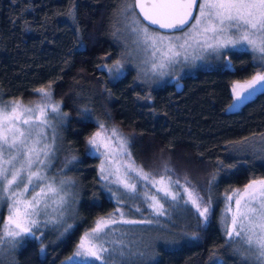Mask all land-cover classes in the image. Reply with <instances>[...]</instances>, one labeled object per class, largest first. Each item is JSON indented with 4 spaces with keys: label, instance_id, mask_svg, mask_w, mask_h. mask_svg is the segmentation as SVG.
I'll use <instances>...</instances> for the list:
<instances>
[{
    "label": "trees",
    "instance_id": "obj_1",
    "mask_svg": "<svg viewBox=\"0 0 264 264\" xmlns=\"http://www.w3.org/2000/svg\"><path fill=\"white\" fill-rule=\"evenodd\" d=\"M119 1L0 0V101L30 99L51 84L67 113L55 161L64 154L62 169L78 186L71 227L43 243L24 238L9 264H62L94 217L114 208L97 174L98 159L86 150L99 122L125 134L131 158L144 169L185 183L186 177L202 196L213 194L208 227L198 230L189 213L179 243L156 249L146 264H239L216 208L220 193L264 178V151L240 146L264 136V89L227 109L232 83L249 79L260 66L248 51L232 49L225 51L228 66L198 67L174 81L142 82L131 66L116 79L107 67L121 50L112 32ZM194 231L198 238L185 235Z\"/></svg>",
    "mask_w": 264,
    "mask_h": 264
},
{
    "label": "snow or ice",
    "instance_id": "obj_2",
    "mask_svg": "<svg viewBox=\"0 0 264 264\" xmlns=\"http://www.w3.org/2000/svg\"><path fill=\"white\" fill-rule=\"evenodd\" d=\"M196 3L197 0H152L151 3H147L146 0H133V3H128L125 0L123 11L138 7L144 20L151 25H158L161 29L183 31V26L187 25L190 17H192V8ZM134 22L138 23V21ZM201 24L204 25L202 30L200 29ZM192 28L198 30L197 34H213L212 38L216 40V43L214 45L206 44L207 48L217 50L229 45H247L251 46L254 52L260 54L259 60L264 61V0H202L199 4V15L195 17ZM229 29L238 30V38H232L229 35ZM132 31L138 34L137 43L142 42L153 49V56L156 55V52L161 51V48H166V51L161 52L162 61L174 63L176 58L180 56V52L175 50L177 45L172 43L173 39L179 40L180 37H166L150 33L148 25L133 28ZM217 34L222 39L217 38ZM191 38L188 33H185L184 43L180 44L179 47L183 49ZM165 41L168 42L167 45H165ZM185 59H187V56H185ZM164 62L154 63L153 69L157 67L164 68L166 66ZM261 68H264V63L261 64ZM109 72L113 73L116 79H119L123 74L120 61L114 62ZM258 86L264 89V71L256 72L250 80L245 81L242 85L237 82L232 88L235 100L243 102L248 99L253 91L258 89ZM35 91L40 93V102L33 101L30 102L31 106H25L22 101H12L10 102V112L0 109V186H2L3 193H10L8 198L11 199L9 216L3 234L0 236V244L3 243L4 238H8L13 248L18 242L17 238L34 236L33 228L37 227L39 222L33 217L39 215L42 198L46 197L49 192L58 193V189L54 187L53 183L41 187L40 192L27 201L19 198L22 192L11 191L14 185L19 186L25 180L27 183H24L22 191H27L28 186L33 184L34 181L46 179L39 167L36 171H33L32 168L34 165H44L45 161L40 159L41 155L47 157L52 150L51 145L47 144L38 147L44 138L43 128L50 126L47 116L51 113L61 123L67 117V113L61 111L60 102L53 100L51 84L46 88L42 87ZM232 106L230 105V107ZM235 106H239L238 103ZM33 114H36L34 119ZM33 125L36 127H32ZM100 128L101 131L95 132L87 139L86 143L88 145L99 150L100 145L103 143L108 148L109 145L105 140L115 137L120 141V149L125 150L124 146L127 144V140L120 136L115 129L112 130L111 137H105V140H101L104 125L101 124ZM18 160L20 161L19 167L16 166ZM104 171L102 167L101 173ZM164 171H169L166 165ZM128 172L136 173L144 181H149L151 178V183L158 185L157 192L162 194L161 198L165 200L170 198L171 202L182 199L183 205L191 206L188 211L195 220V227L198 230H204L208 227L211 218L210 196L205 199L194 185L191 187L182 186L178 179L172 180L170 177L166 178L161 175L157 180L151 173L145 172L143 168L134 167L132 164L127 166V171L123 174V177L118 175L115 181L129 192L136 191V184L129 183L132 178L128 175ZM116 173H119L118 168L113 174ZM103 178L107 180L108 176ZM185 181L190 183L186 177ZM173 185L181 188L182 191H173ZM233 195L236 197L235 211L232 212L230 224L226 222L224 228L226 236L229 239L242 238L248 246V256L245 258L244 264H264V179L250 181L244 186L243 190H234ZM4 199L5 196L0 195V200ZM151 199L152 203L149 207L153 213L156 216H165L167 214L166 209L160 199L157 196H153ZM228 199L231 200L232 197ZM60 203H65L63 196L60 197ZM192 209L195 211L193 212ZM227 211H232V209L229 208ZM144 222L125 221V223ZM146 222L152 223V221ZM116 223L117 221L111 218L105 219L102 217L97 219L94 227L84 233L78 245L79 250L73 255L104 261L107 264L104 253H108L110 249L104 246L101 236L106 232V229ZM199 234V231L185 233V235H190L193 238H198ZM41 248L43 250V245ZM67 259L72 260V257L70 256Z\"/></svg>",
    "mask_w": 264,
    "mask_h": 264
},
{
    "label": "rangeland",
    "instance_id": "obj_3",
    "mask_svg": "<svg viewBox=\"0 0 264 264\" xmlns=\"http://www.w3.org/2000/svg\"><path fill=\"white\" fill-rule=\"evenodd\" d=\"M127 2L132 3V0L131 2L130 0H127ZM201 2L202 0L197 1L194 16L189 24L183 28V31L160 32L149 27L150 33L166 37H180L179 40L173 39L172 41V43L177 45L175 50L180 52V56L176 58L174 63H167L161 60V52L166 51V48H161V51L156 52V55L153 56L152 48L147 47L142 42L137 43L138 34L133 32L132 29L142 27L146 24L139 19L134 9L123 11L125 8V0H120L114 14L112 32L121 45V50L114 62L120 61L122 72L128 66L133 67L138 79L142 82L159 83L162 81H174L178 79L181 74L192 72L198 67H206L217 63L228 66L229 61L225 51L235 49L248 51L253 61L260 66V70L258 71H264V68H261V64L264 63V61L259 60L260 54L254 52L251 49V46L237 44L229 45L228 47L219 48L217 50L205 46L206 44L214 45L216 40L212 38V33L197 34L198 30L192 28V25L195 23V17L199 15V4ZM134 21H138V23H135ZM203 27L204 25L201 24L200 29L202 30ZM185 33H188L192 38L189 39L185 47L181 49L179 45L184 43ZM229 35L232 38H238L239 31L236 29H229ZM217 38L222 39L219 34H217ZM167 43L168 42L165 41V45H167ZM158 47L160 46L158 45ZM185 56H187V59H185ZM254 57H256V59H254ZM114 62L107 67L108 70ZM161 62L166 63L164 68L161 69L157 67L156 69H153L154 63L159 64ZM251 77L247 80H250ZM245 81L238 83L242 85ZM236 83L237 82H233L231 85L232 100L227 106V109L229 110L238 108L239 106L235 105L237 103L238 105L242 103L235 100V94L232 91V88ZM259 89L261 88L258 86L257 90ZM255 91H253V93ZM53 100L57 101L54 98ZM12 101H22L25 106H31L30 102H40V93L36 92V95L30 99H10L0 101V109L10 112V102ZM230 105L233 106L230 107ZM35 115L36 114H33V119ZM47 119L50 126L43 128L44 138L38 147L47 144L51 145L52 150L47 157L43 154L41 155L40 159L45 161L44 165H34L32 168L33 171H36L37 167H39L46 179L43 181H34L33 184L28 186L27 191H22L24 183H27L26 180L20 183L19 186L14 185L11 189V191L17 193L22 192V195H20L19 198L25 201L31 200L36 193L40 192L41 187L46 186L48 183H53L54 187L58 189V193L54 194L49 192L46 197L42 198V202L39 206V215L33 217V219H36L39 223L37 227L33 228L34 236L28 237H32L41 243L51 237H60L69 228V225H71V222L76 216L78 204V186L76 179L72 172L62 169L66 165L68 159L64 157V154H61L59 159L55 161L59 150L63 146V135L60 128L61 122L51 113H49ZM101 124L104 125V132L101 140H105V137H111L113 129L126 139L125 134L117 126L112 123L103 122H99L97 128L88 136V138L95 132L101 131ZM32 127L36 126L33 125ZM105 142L109 145L108 148L102 143L99 150H97L95 147L86 143V150L87 153L96 155L98 159L97 174L102 182L103 189L114 203V208L107 213L94 217L91 225L83 230L71 252L63 259V263L77 262L88 264L98 262L100 264H105L104 261H97L86 257H76L73 255L79 250L78 245L84 233L94 227L97 219L103 217L105 219L111 218L117 221L116 224L111 225L109 229H106V232L101 236L104 246L110 249L108 253H104L107 264H146L152 259L156 249L174 246L175 243L178 244V241L184 237L181 233L182 231L184 232L186 225L189 223L188 217L190 212L188 209L191 208V206L183 205L182 199H178L176 202H171L170 198L168 200L161 198L162 194L157 192L158 185L152 184L151 178L149 181H144L134 172H128V175L132 178L129 180V183L136 184L135 192H129L121 184L116 183L117 176L119 175L123 177L129 164H132L134 167H143L131 158L127 144L124 146L125 150H121L119 139L113 137L112 139L105 140ZM240 146L264 151V136L248 138L242 141ZM16 166H20L19 160L16 162ZM102 167L105 170L103 173H101ZM117 168L119 169V173L113 174L116 172ZM143 170L151 173L157 180H159L161 175H164L166 178L170 177L172 180H177V178L168 173L164 174L161 171H153L144 168ZM104 176H108V179L105 180L103 178ZM178 180L180 181V185L191 187L184 181L180 179ZM246 184L239 188L220 193L219 203L216 208L217 219L220 223L222 232L232 243V247L234 248L231 258L239 264H244L245 258L248 256V246L243 242L242 238L229 239L226 236L224 228L226 222L230 224L232 212L235 211L236 197L233 195V192L237 189L243 190ZM172 190L182 191L181 188L175 185L172 186ZM0 195L5 196L4 200H0V210H2L0 217V236H2L4 226L9 216L11 199L8 198L10 197V193L5 194L2 192V186H0ZM61 196L64 197V204L60 203ZM153 196H157V198L160 199V202L164 205L167 213L165 216H156L149 207L152 203L151 198ZM209 196L212 197L213 194L209 192L207 193V196L204 197L207 199ZM229 197H232V199L229 200ZM45 205H47V207H45ZM253 206L255 207L256 205L254 204ZM229 208H231L232 211H227ZM192 211L194 212L195 210L192 209ZM61 212L63 213L62 216ZM125 221L145 222L125 223ZM146 221H152V223H147ZM24 238L26 237L17 238V241H22ZM17 246L18 245L16 244L15 248ZM15 248L9 243L8 238L3 239V243L0 244V264H9L12 261V253ZM70 256L72 257V260L67 259Z\"/></svg>",
    "mask_w": 264,
    "mask_h": 264
},
{
    "label": "water",
    "instance_id": "obj_4",
    "mask_svg": "<svg viewBox=\"0 0 264 264\" xmlns=\"http://www.w3.org/2000/svg\"><path fill=\"white\" fill-rule=\"evenodd\" d=\"M197 1H198V0H197ZM146 2H147V3H151L152 0H146ZM132 3H133V0H132ZM196 4H197V3H196ZM196 4H195V5L193 6V8H192V17H190L189 22L192 20V18H193V16H194L195 9H196ZM134 10H135L136 14L138 15L139 19H140L144 24L148 25V27H150V28L156 29V30H158V31H160V32H173V31H179V30H174V29H161V28H159L158 25H151L148 21L144 20L143 14L140 12V9H139L138 7H135ZM188 24H189V23H188ZM188 24H187V25H188ZM187 25L183 26V28L186 27Z\"/></svg>",
    "mask_w": 264,
    "mask_h": 264
}]
</instances>
